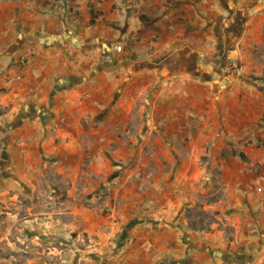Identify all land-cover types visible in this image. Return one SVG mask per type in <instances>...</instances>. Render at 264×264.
<instances>
[{
	"label": "rangeland",
	"instance_id": "obj_1",
	"mask_svg": "<svg viewBox=\"0 0 264 264\" xmlns=\"http://www.w3.org/2000/svg\"><path fill=\"white\" fill-rule=\"evenodd\" d=\"M68 1L55 4L67 8ZM75 3L83 23L88 4ZM135 3L114 2L99 22L121 34L125 23L145 20ZM262 24V32L249 33V43L239 44L241 73L230 86L234 95L215 97L213 84L204 87L179 73L165 76L158 69L163 56L153 57L151 43L116 55L121 61L133 58L138 69L125 65L122 78L117 76L123 81L114 88L131 107L125 127L112 130L120 141L102 150L103 166L89 156L81 163L62 161L57 151L64 145L54 126L14 128L22 112L13 102L4 103L11 85L0 83V264H121L124 260L112 255L128 247L140 250L136 264H264V17ZM90 29L82 35L97 32ZM116 43L137 40L107 42ZM148 60L157 62L154 70ZM196 90L206 92L196 97ZM227 107L231 120L246 119L240 132L237 121L231 124L230 138ZM180 115L191 127L186 137L172 128ZM223 140L228 147H244L250 163L237 155L221 158L217 150ZM81 148L88 151L90 145Z\"/></svg>",
	"mask_w": 264,
	"mask_h": 264
},
{
	"label": "crops",
	"instance_id": "obj_2",
	"mask_svg": "<svg viewBox=\"0 0 264 264\" xmlns=\"http://www.w3.org/2000/svg\"><path fill=\"white\" fill-rule=\"evenodd\" d=\"M59 1L0 0V83L11 85L10 97L4 103L13 102L14 109L19 108L22 112L20 122L14 128L54 126L61 134L59 144L64 145L60 151L56 150L62 161L75 159L81 163L89 156L92 163L99 162L101 166L107 158L102 150L112 141H120L112 130L125 127L124 120L131 107L129 103L125 104V95L118 94L116 89H119V81H123L121 70L125 65L133 67V58L121 61L118 56L134 53L136 48L151 43L154 45L153 57L163 56L159 58L162 65L158 69L165 76L179 73L188 81L205 83L204 87L213 84L210 92L215 97L234 95L237 91L230 86L241 73L237 62L241 57L239 44L249 43V33L262 32L264 17V0H136L134 10H137L136 14L145 15V20L125 23L126 28L120 34L114 27L99 22L119 0H82L88 4L83 15L88 25L77 20L75 0H69L67 8L60 9L55 4ZM90 5L102 11V16L94 23L89 22ZM92 27L96 33L82 35ZM154 36L157 39L149 41ZM117 37L125 41L136 39L137 43H122L124 49L116 52L109 48L113 44L107 42ZM148 61L142 64L144 73L149 70L147 65L154 70V63H157ZM196 91V97H202L206 92ZM131 100L129 97L128 102ZM179 108L191 113L187 106ZM229 109H223L224 112L227 110L224 120L229 122L226 127L228 138L233 135L228 134L231 124L237 121L235 127L240 132L245 129L246 120L244 116L231 120L227 117L232 112ZM203 112L207 111L204 109ZM98 113L102 116H96ZM88 117L93 118L90 123ZM187 123L188 117L177 116L172 121L174 135L188 136L191 127ZM204 123L200 124L197 139L202 137ZM84 144L90 145L88 151L82 150ZM218 144L220 155L228 144L224 140ZM240 150L244 151V147ZM180 160L182 173L184 161ZM172 171L173 168L167 172L168 176ZM136 249L128 247L123 250L124 254L118 252L112 257L123 259L121 264H136V259L141 256L140 250ZM104 264L111 263L106 261Z\"/></svg>",
	"mask_w": 264,
	"mask_h": 264
},
{
	"label": "trees",
	"instance_id": "obj_3",
	"mask_svg": "<svg viewBox=\"0 0 264 264\" xmlns=\"http://www.w3.org/2000/svg\"><path fill=\"white\" fill-rule=\"evenodd\" d=\"M90 23H94L95 19H97L98 17L102 16V11H98L95 10L94 7L92 5H90ZM228 143H231L230 141H228ZM220 155L222 157H228L230 155H238L242 161H244L245 163L249 162V157L247 156L246 152L240 149H237L235 147H224L221 151H220Z\"/></svg>",
	"mask_w": 264,
	"mask_h": 264
},
{
	"label": "built area",
	"instance_id": "obj_4",
	"mask_svg": "<svg viewBox=\"0 0 264 264\" xmlns=\"http://www.w3.org/2000/svg\"><path fill=\"white\" fill-rule=\"evenodd\" d=\"M113 47H114V50L116 52H121L123 49H124V46L122 45V43H119V44H113ZM258 191L262 192L263 193V189H262V186H259L258 188ZM264 202V200H263Z\"/></svg>",
	"mask_w": 264,
	"mask_h": 264
}]
</instances>
